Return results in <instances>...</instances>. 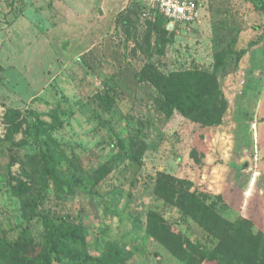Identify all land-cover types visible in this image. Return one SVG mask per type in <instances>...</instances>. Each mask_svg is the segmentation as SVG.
I'll return each mask as SVG.
<instances>
[{"label": "rangeland", "instance_id": "374dc122", "mask_svg": "<svg viewBox=\"0 0 264 264\" xmlns=\"http://www.w3.org/2000/svg\"><path fill=\"white\" fill-rule=\"evenodd\" d=\"M131 2L0 0V233L7 241L18 240L27 227L36 252L46 247L43 218L22 210V201L32 196L22 199L11 191V176L32 186L34 196L40 189L42 174L34 164L44 147L30 111L53 142L41 139L77 169L63 175L75 181V195L62 199L48 188L37 213L75 224L85 241L77 248L91 256L96 242L106 241L124 250L126 264H189L147 233L151 210L162 212L191 242L213 246L194 219L156 195L159 175L177 173L192 139L201 138L198 156L208 166L219 157L255 156L258 214L247 206L229 217L258 216L264 231V0H201L195 22L169 26L173 37L166 43L158 38L150 5L135 15L127 11ZM221 49L227 53L220 74L227 110L219 126L200 128L177 109L166 113L160 92L140 78L147 66L164 75L212 71ZM106 93L110 102L100 104L98 96ZM7 108L23 111L13 142L5 139ZM207 177L209 190L218 182L237 185L231 170H212ZM224 191L212 192L227 199L231 192ZM74 260L65 257L68 264Z\"/></svg>", "mask_w": 264, "mask_h": 264}, {"label": "trees", "instance_id": "16d2710c", "mask_svg": "<svg viewBox=\"0 0 264 264\" xmlns=\"http://www.w3.org/2000/svg\"><path fill=\"white\" fill-rule=\"evenodd\" d=\"M131 1L127 11L135 15L142 13V9L146 7L145 2ZM151 11L158 29V38H162L163 43L172 41L173 32L168 29L171 22L157 10ZM125 21L128 25L133 23V20ZM214 56L212 71L192 69L164 75L147 66L140 78L148 79L160 92L166 113L170 114L173 109H177L200 128L219 126L227 110V102L220 86V74L225 73L226 68V50L221 49ZM2 70L0 64V73ZM98 98L100 104L110 102L111 99L109 93L99 95ZM22 112L16 108L5 110L6 140L13 142V136L20 130ZM30 114L34 118L32 126L35 137L40 139L44 147L34 164V169H39L42 174L40 189L34 196L32 186L19 177L11 176L15 181L11 184V191L22 199L26 195L32 196L30 201H22V210L29 211L32 217L43 218L47 226L46 247L36 252V241L27 237V227H23L22 234L14 242L7 241L0 233V264H68L65 261L68 255L76 260V264H126V254L116 243L96 242L97 254L91 256L77 248L84 247L85 241L80 236L82 230L75 224L37 213L41 203L47 200L48 188H52L62 199L75 195L70 187L75 181L67 180L63 175L75 174L77 169L73 162L70 165L62 162L63 159L50 150L45 143V140L52 141L48 128L41 127L40 117L36 112L30 111ZM42 136L46 139L42 140ZM200 141L201 138L190 141L186 153L179 159L175 175H159L156 195L163 197L166 203L174 204L184 218L194 219L209 234L213 246L191 242L176 233L163 213L155 210L149 211L147 215V233L174 254H182L189 264H196L198 259L215 264H264V231L258 225V216L257 219L249 218L240 213L234 218L229 217L232 211L242 212L247 206H253V212L258 214V200H253L255 183L251 176L257 164L255 156L248 153L249 157L243 159L219 157L208 166L198 156ZM119 143L121 145V141ZM131 157L136 161L140 160L138 156ZM212 170L220 173L221 170L233 171L237 185L231 187L218 182L213 190H209L205 180ZM224 187L226 191L223 190ZM217 189L227 192V196L230 192L231 194L225 199L218 192H212Z\"/></svg>", "mask_w": 264, "mask_h": 264}, {"label": "built area", "instance_id": "2783aa9c", "mask_svg": "<svg viewBox=\"0 0 264 264\" xmlns=\"http://www.w3.org/2000/svg\"><path fill=\"white\" fill-rule=\"evenodd\" d=\"M163 14L172 25H187L199 16L201 0H141ZM150 13V12H149ZM147 14V13H145Z\"/></svg>", "mask_w": 264, "mask_h": 264}]
</instances>
